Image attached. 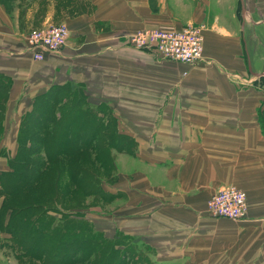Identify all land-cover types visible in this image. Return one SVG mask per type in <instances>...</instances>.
I'll return each mask as SVG.
<instances>
[{"label":"crops","instance_id":"0c3cea01","mask_svg":"<svg viewBox=\"0 0 264 264\" xmlns=\"http://www.w3.org/2000/svg\"><path fill=\"white\" fill-rule=\"evenodd\" d=\"M6 2L27 8L20 17L0 0V150L16 149L39 95L56 84L83 89L91 105L109 106L129 140L116 150L117 182L108 187L118 208L102 229L131 236L153 264H264V0ZM59 8L69 9H61L67 45L34 60L21 28L54 21ZM190 22L207 25L195 64L129 40ZM0 167L8 168L5 155ZM232 185L247 192L246 217L213 216L209 199Z\"/></svg>","mask_w":264,"mask_h":264},{"label":"trees","instance_id":"16d2710c","mask_svg":"<svg viewBox=\"0 0 264 264\" xmlns=\"http://www.w3.org/2000/svg\"><path fill=\"white\" fill-rule=\"evenodd\" d=\"M2 119L0 117V137ZM116 121L107 104L91 107L83 91L70 84L53 85L35 99L32 108L21 118L14 152L0 151V156L8 157V168L0 169V246L19 250L16 252L19 258L34 256L41 261L46 257L43 264H51L47 260L51 256L59 258L57 264H87L89 261L136 264L134 259L145 257L146 252L135 246L131 236L119 231L115 237H110L102 227L97 230L89 219L73 216L82 213L78 207L75 210L70 206L58 208L45 204H57V193H60L57 188L52 187V193L42 202L34 200L28 188V184L40 180L52 162L64 157L93 156L101 163V168L114 170L115 165L107 163L112 160L110 147L121 150L129 144V140L124 141L118 133ZM100 151H107L103 155L108 157L100 159ZM83 172L89 175V181L82 187L85 195H99L104 200L117 197V193L104 187L103 176L88 167L67 168L65 173L74 178ZM110 179L112 177L108 176L107 183ZM50 211L60 212L57 225ZM74 254L81 258L74 259ZM65 255L70 256L69 260ZM114 257L118 261L114 262Z\"/></svg>","mask_w":264,"mask_h":264},{"label":"rangeland","instance_id":"374dc122","mask_svg":"<svg viewBox=\"0 0 264 264\" xmlns=\"http://www.w3.org/2000/svg\"><path fill=\"white\" fill-rule=\"evenodd\" d=\"M3 5H5V9H7L8 13H12V11L14 12L16 9H18L21 14L20 17L23 16L24 11L26 10V6L22 5V4H15L12 5L11 3H7V0H1ZM32 1V0H31ZM39 2L42 5V8L48 3V0H34V2ZM64 4H68L67 1L63 2ZM67 9V8H59V10L57 11L56 15H55V20L54 21H50L47 24H30L27 28L26 26L23 24L24 28H21V31L23 32V37L25 39V42L27 44L28 42V37L29 35L34 31V30H45L48 27L52 26V25H59L62 24V19L64 18V14L62 13V11ZM87 9L86 7H76L72 10V12H79L82 10ZM67 11H69V9H67ZM12 16V15H11ZM14 19V23L15 24H20L22 21V18L19 19L16 18L15 16H13ZM66 24V23H64ZM67 25V24H66ZM68 26V25H67ZM21 27V25H20ZM69 38V37H68ZM68 41V39H67ZM67 45V42L65 43L64 46ZM63 46V47H64ZM33 58V57H32ZM34 59V58H33ZM36 60V59H34ZM80 89V88H78ZM81 91H83V93L85 94L84 90L81 89ZM89 103V102H88ZM89 105H91L89 103ZM99 105V104H98ZM91 107H95L93 105H91ZM112 146V145H111ZM98 147V146H97ZM117 149H115V147H110L109 152H111L112 154V160L109 162H107L108 164L115 165L114 170H106L104 168H101L100 166V162L95 160L93 156H90L88 158L86 157H79V158H68V157H64L62 159H57L55 162H52L50 164V168L45 171V173H43L40 177V180L38 182H33L31 184H28V188L31 190V197L36 200L37 202H42L43 199H45L46 197H48L51 193H52V187L53 188H57V204L54 203H45V204H49V205H55L58 208L63 206V207H73L75 210L78 207L79 210L82 211V213H77V214H72L73 216L75 215L78 218H86L89 219L90 221H92L96 227V229L98 230L99 228H101L102 223L106 224L105 218L103 217L105 214L106 215H110L109 212H111V210H117V201L116 198L114 199H107L104 200L103 198H101V196L99 195H94V194H87L85 195V192L83 191V185L85 184V182L89 181V175H86L85 172L81 173L79 175V177H72L67 175L65 172L67 170V168H71V167H78V166H84V167H88L90 169H92L94 172H96L97 174L103 176L102 180L105 182L104 183V187L109 189V185H115V183L117 182V161H118V152L116 151ZM0 151H4V150H0ZM14 150L11 151V153H13ZM105 153H108L107 151H104ZM3 154L6 152H2ZM101 155L104 156L102 157L100 156V159H104L105 157H108L106 155H103L105 153H103V151H100ZM81 156V154H79ZM71 156V155H69ZM73 157V156H72ZM8 158V157H7ZM6 159V158H5ZM112 162V163H111ZM1 169L3 167H0ZM113 173L115 174V178H113ZM108 176L112 179H110V183H107V179ZM109 181V180H108ZM75 182H78V185L75 184ZM107 183V184H106ZM50 191V192H49ZM111 192H113V190H110ZM116 193V192H115ZM48 205V206H49ZM77 208V209H78ZM57 210V209H56ZM72 211V213H75L77 211ZM68 213H71L69 210H67ZM66 211V212H67ZM50 216L55 217V224L57 225V217H59L61 214L59 211H57V213L50 211L49 213ZM70 216V215H67ZM80 216V217H79ZM108 227V224H107ZM117 233H119V231H105V234L110 236V237H115L117 235ZM122 235H124L123 233H120ZM132 238V237H131ZM132 241V240H131ZM130 241V242H131ZM55 247V246H54ZM139 249V248H138ZM141 252H143V249H139ZM19 251V250H18ZM15 250V248H11L10 246H0V264H43V260L46 259V257L42 258L41 261L34 258V256H23L20 257L16 255V252H18ZM145 254V253H144ZM66 258L68 259L70 256L69 255H65ZM142 258L139 259H134V262L136 264H153L152 262H148L149 259H147L146 257L142 256ZM73 258H81L78 254H74ZM72 258V259H73ZM71 259V260H72ZM73 259V260H74ZM114 262L118 261V258L114 257L113 258ZM51 264H57V261H59V258L56 257H52L50 259H47ZM52 260V261H51ZM69 260V259H68ZM118 264V262H116ZM86 264V263H85ZM87 264H93L92 261H89Z\"/></svg>","mask_w":264,"mask_h":264},{"label":"built area","instance_id":"2783aa9c","mask_svg":"<svg viewBox=\"0 0 264 264\" xmlns=\"http://www.w3.org/2000/svg\"><path fill=\"white\" fill-rule=\"evenodd\" d=\"M205 23H187L178 29L143 28L129 36L136 49L149 50L165 60L195 64L204 57ZM66 24L34 30L28 37L27 48L36 60L59 52L67 42ZM208 209L215 217L243 219L248 211L247 192L237 186H226L215 192L208 201Z\"/></svg>","mask_w":264,"mask_h":264}]
</instances>
